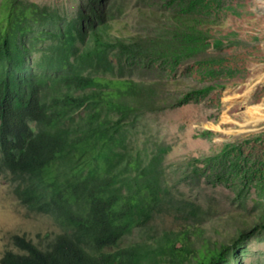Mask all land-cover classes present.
I'll use <instances>...</instances> for the list:
<instances>
[{
  "label": "trees",
  "instance_id": "obj_1",
  "mask_svg": "<svg viewBox=\"0 0 264 264\" xmlns=\"http://www.w3.org/2000/svg\"><path fill=\"white\" fill-rule=\"evenodd\" d=\"M140 15L162 20L157 12ZM56 17L29 0L0 1V177L22 205L62 230L43 246L12 235L14 249L0 264H227L255 228L264 229V218L224 241L194 227L106 251L164 199L163 148L123 147L133 118L169 105L151 82L80 68L114 47L125 55L162 48L161 37L132 30L116 36L103 22L88 31L87 43L74 23L42 29ZM46 39L57 43L56 71L34 73L27 61Z\"/></svg>",
  "mask_w": 264,
  "mask_h": 264
},
{
  "label": "rangeland",
  "instance_id": "obj_2",
  "mask_svg": "<svg viewBox=\"0 0 264 264\" xmlns=\"http://www.w3.org/2000/svg\"><path fill=\"white\" fill-rule=\"evenodd\" d=\"M29 1L58 14L42 28L51 32L74 23L87 41L94 25L108 22L116 36L132 30L161 37L162 48L125 55L114 47L80 68L85 75L151 82L169 105L133 118L123 147L163 148L164 199L106 251L194 227L224 241L264 218V119L244 125L250 106L264 115V0ZM143 10L159 13L161 22L144 18ZM56 44L38 42L28 69L55 72ZM254 84L246 106L232 103ZM12 188L0 177V257L14 249L12 235L43 246L62 231L51 216L25 208ZM227 264H264V229L255 228Z\"/></svg>",
  "mask_w": 264,
  "mask_h": 264
},
{
  "label": "bare ground",
  "instance_id": "obj_3",
  "mask_svg": "<svg viewBox=\"0 0 264 264\" xmlns=\"http://www.w3.org/2000/svg\"><path fill=\"white\" fill-rule=\"evenodd\" d=\"M221 62V61H220ZM223 62V61H222ZM259 82V81H258ZM255 84L245 93L242 95L241 98L238 99V97L233 98L231 101L232 103H236V102H243V104L245 105L246 103H248L251 99H252V95H250V93H254L252 90L254 88ZM246 106V105H245ZM247 113L250 116L251 121L247 122L244 125H248V124H257L258 122H260L262 119H264V115L260 116L257 112L261 111V109L259 107H254V106H250L249 108H247ZM224 121H226V119H223ZM13 124V123H12ZM7 137V136H6ZM13 137V136H12ZM7 147V146H6ZM2 149V148H1ZM6 150V149H4ZM4 163V162H3ZM9 183V182H8ZM18 183V182H17ZM16 183V184H17ZM14 184V183H13ZM4 185V184H3ZM9 187V186H8ZM11 189V188H9ZM13 190V188H12ZM8 192V191H7ZM24 206V205H23ZM25 207V206H24ZM26 208V207H25ZM60 217V216H59ZM52 229V228H51ZM61 229V228H60ZM55 231V230H54ZM66 236V235H65ZM1 238V237H0ZM67 238V237H66ZM70 239V238H69ZM30 241H32L31 239H28ZM68 241V240H67ZM71 241V240H70ZM1 258V257H0Z\"/></svg>",
  "mask_w": 264,
  "mask_h": 264
}]
</instances>
